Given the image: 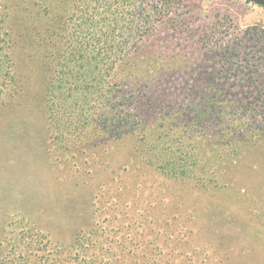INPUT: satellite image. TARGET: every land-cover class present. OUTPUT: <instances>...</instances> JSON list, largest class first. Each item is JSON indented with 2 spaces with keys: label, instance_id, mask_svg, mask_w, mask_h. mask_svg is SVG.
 Here are the masks:
<instances>
[{
  "label": "rangeland",
  "instance_id": "rangeland-1",
  "mask_svg": "<svg viewBox=\"0 0 264 264\" xmlns=\"http://www.w3.org/2000/svg\"><path fill=\"white\" fill-rule=\"evenodd\" d=\"M168 3L169 13L153 23L141 49L114 69L115 83L137 98L160 102L166 115H193L184 107L193 104L189 99L200 100L206 90L215 93L219 80L225 82L222 91L231 95L263 90V59L261 70L254 72L256 65L243 70L231 55L225 56L229 54L223 47L232 44L236 53L243 44L248 57L260 54L255 46L264 44V7L247 0ZM6 5L9 52L22 91L0 105V223L12 220L15 226L7 229L1 251L30 257L53 254L51 264H72L70 256L76 251L65 248V256L52 242L66 241L94 222L99 225L94 237L111 240L110 249L117 254L122 251L115 242L123 236L142 241L148 247L138 254L142 264H264V131L252 130L234 151L206 152L203 161L206 156L220 160L213 175L200 177L204 185L195 177L178 182L147 164L135 175L129 170L131 142L111 154L109 167L101 170L92 160L61 154L48 129L45 52L48 33L61 32L64 22L71 27L69 19L78 12L80 0H6ZM92 138L90 133L87 139ZM193 154L202 156L199 147ZM212 177L216 184L208 181ZM209 208L215 210V219L207 215ZM13 214L37 219L49 233L20 227L25 219ZM188 214L194 224L180 227L198 230L191 246L183 244L179 229L174 234L165 228L168 222L179 227L176 222H184ZM132 221L140 226L127 230ZM144 225L154 232L143 230ZM98 249L87 247L84 255Z\"/></svg>",
  "mask_w": 264,
  "mask_h": 264
},
{
  "label": "trees",
  "instance_id": "trees-1",
  "mask_svg": "<svg viewBox=\"0 0 264 264\" xmlns=\"http://www.w3.org/2000/svg\"><path fill=\"white\" fill-rule=\"evenodd\" d=\"M147 1L80 0L78 12L69 19L71 27L64 22L59 27L61 32L48 33L50 44L45 52L49 66L45 93L48 129L55 145L62 149L59 151L61 154L66 152L75 160L85 159L86 163L92 160L100 166L98 170L108 168L117 149L131 142L129 170H133L135 175L148 165L161 168L178 182L195 177L193 179L197 183L204 185L200 177L213 175V168L220 160L206 156L203 161L206 152L211 154L213 148L222 153L226 148L234 151L252 130L259 128L264 131V85L256 95H231L222 91L225 82L219 80L215 93L206 90L200 100L197 101L196 97L189 99L193 104L184 107L193 115L182 112L166 115V109L159 107L160 102H148L147 98H137V94L127 92L114 82V69L141 49L153 23L162 20L170 11L169 0H152L153 4ZM6 21V0H0V105L11 102L22 91L9 52ZM242 47L243 44H238L237 52L233 53L235 47L232 44L224 46L225 53L229 54L225 56L231 55L229 59H235L240 69L256 65L254 72L261 70L264 44L255 46L260 54L250 57L244 54ZM262 59L263 64L258 68ZM90 133L93 138L87 139ZM197 147L201 157L193 154ZM231 166L230 163L228 168ZM208 181L217 183L213 177ZM207 215L216 218L213 208H209ZM10 217L25 219L19 224L22 228L49 233L48 228H43L35 218L14 214ZM184 219V222H176L179 227L169 222L164 227L170 228L168 230L174 234V230L179 229L183 244L189 245L198 230L181 228V223L194 224L190 214ZM11 221L0 223V264H51L53 254L30 257L19 254V251L14 255L1 251L8 241L7 229L15 227ZM138 226L140 224L136 221L126 224L127 230ZM98 229L99 225L93 222L88 228L77 229L66 241L55 240L52 246L60 254L65 252V248L75 250L77 254L70 256L72 264L143 263L138 254L146 252L148 247L142 241L123 236L115 242L114 247H120L122 251L117 254L115 252L118 251L110 249L113 245L111 240L94 237ZM145 229L154 232L146 225L143 226ZM93 239H96L95 244ZM87 247L99 249L86 257L84 249ZM65 253L66 256L68 252Z\"/></svg>",
  "mask_w": 264,
  "mask_h": 264
},
{
  "label": "water",
  "instance_id": "water-1",
  "mask_svg": "<svg viewBox=\"0 0 264 264\" xmlns=\"http://www.w3.org/2000/svg\"><path fill=\"white\" fill-rule=\"evenodd\" d=\"M249 2H254L262 7H264V0H247Z\"/></svg>",
  "mask_w": 264,
  "mask_h": 264
}]
</instances>
